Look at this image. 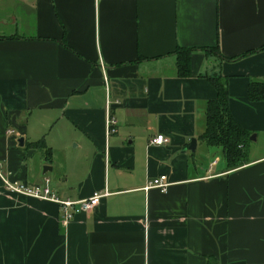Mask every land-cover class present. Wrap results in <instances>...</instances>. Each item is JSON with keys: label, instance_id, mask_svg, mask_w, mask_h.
Masks as SVG:
<instances>
[{"label": "crops", "instance_id": "obj_1", "mask_svg": "<svg viewBox=\"0 0 264 264\" xmlns=\"http://www.w3.org/2000/svg\"><path fill=\"white\" fill-rule=\"evenodd\" d=\"M178 47L194 50L189 77ZM263 48L264 0H0L1 171L60 202L110 193L66 221L0 177V264H264V152L229 170L199 139L222 74L232 116L264 141L248 96ZM161 175L167 192L146 191Z\"/></svg>", "mask_w": 264, "mask_h": 264}, {"label": "trees", "instance_id": "obj_2", "mask_svg": "<svg viewBox=\"0 0 264 264\" xmlns=\"http://www.w3.org/2000/svg\"><path fill=\"white\" fill-rule=\"evenodd\" d=\"M264 49V48H263ZM194 50L178 47L177 75H191V55ZM205 54L216 53L222 57L218 48H206ZM252 53V52H251ZM229 61H236L229 60ZM209 83L216 90L217 96L208 102L205 121V132L199 137L210 147H218L223 151L224 159L229 170L239 169L249 164V144L252 133L244 129L232 116L229 110V92L227 78L222 74L207 76ZM249 100L264 102V81H253L248 89ZM40 145V144H36Z\"/></svg>", "mask_w": 264, "mask_h": 264}, {"label": "built area", "instance_id": "obj_3", "mask_svg": "<svg viewBox=\"0 0 264 264\" xmlns=\"http://www.w3.org/2000/svg\"><path fill=\"white\" fill-rule=\"evenodd\" d=\"M116 125H117V122L115 118L110 115V110H108L107 118H106L107 137L117 132ZM151 142L152 144H155V145H163V144H166L168 140L163 135H158ZM0 177L2 178L5 188L11 192L26 195V196L36 198V199L58 202L61 207V210L64 213V219L66 221L71 219L76 213L88 212V211L93 210L99 205L102 198H105L110 195L108 191H105L103 193H96L91 198L87 200H82L77 203L71 202V201H61L60 202L51 195V192L47 187L46 188H41L39 186L29 187L24 184H20L18 182L10 181L7 177L4 176L3 172L1 171V166H0ZM169 186L170 184L168 182L167 176L161 175L157 178H153L149 180V182L147 183L145 187V190L149 191L151 189H156V190H159L161 193H165L167 192Z\"/></svg>", "mask_w": 264, "mask_h": 264}, {"label": "water", "instance_id": "obj_4", "mask_svg": "<svg viewBox=\"0 0 264 264\" xmlns=\"http://www.w3.org/2000/svg\"><path fill=\"white\" fill-rule=\"evenodd\" d=\"M255 139H256V136H255V135L251 137V141H255ZM18 142H19V145H20L21 147L24 146V138H20ZM196 145H197V140H196V139L191 140V144H190V146H189V150L192 151V152H194L195 149H196ZM31 152H32V151H30V153H31ZM48 170H51V168L48 167V166H45V167L43 168V173L45 174Z\"/></svg>", "mask_w": 264, "mask_h": 264}, {"label": "rangeland", "instance_id": "obj_5", "mask_svg": "<svg viewBox=\"0 0 264 264\" xmlns=\"http://www.w3.org/2000/svg\"><path fill=\"white\" fill-rule=\"evenodd\" d=\"M252 136H254V135L252 134ZM249 146L251 147L252 150H253V147H255V149L257 150L258 154H261L262 152H264V141H262L261 139H260L259 142L250 141Z\"/></svg>", "mask_w": 264, "mask_h": 264}]
</instances>
